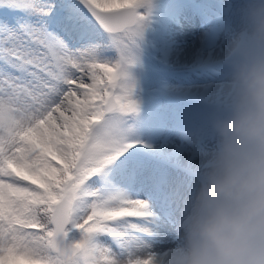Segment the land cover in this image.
<instances>
[{
    "label": "snow or ice",
    "instance_id": "obj_1",
    "mask_svg": "<svg viewBox=\"0 0 264 264\" xmlns=\"http://www.w3.org/2000/svg\"><path fill=\"white\" fill-rule=\"evenodd\" d=\"M147 5L0 0V264H168L173 248H156L177 244L188 196L131 156L112 167L140 143L124 123L136 103L114 104L111 89L127 81Z\"/></svg>",
    "mask_w": 264,
    "mask_h": 264
},
{
    "label": "clouds",
    "instance_id": "obj_2",
    "mask_svg": "<svg viewBox=\"0 0 264 264\" xmlns=\"http://www.w3.org/2000/svg\"><path fill=\"white\" fill-rule=\"evenodd\" d=\"M214 146L168 264H264V0H244Z\"/></svg>",
    "mask_w": 264,
    "mask_h": 264
},
{
    "label": "rangeland",
    "instance_id": "obj_3",
    "mask_svg": "<svg viewBox=\"0 0 264 264\" xmlns=\"http://www.w3.org/2000/svg\"><path fill=\"white\" fill-rule=\"evenodd\" d=\"M191 3L196 7L207 3L215 6V0H148L147 7L138 10V15L144 16L143 29L133 51L134 59L125 69L127 81L121 83L120 80H117L116 86L113 88L116 100L117 97L127 95L129 99L125 100V103L133 100L137 105V111L125 116L124 123L125 127L130 130L129 142H136L137 139L140 143L125 155L129 154L147 176L149 173H160L165 167L170 168L166 158L162 156L163 153L158 156L143 149L142 145H146L145 143L149 141L157 143L167 135L170 137L168 147L166 146L168 152L179 153L185 158L196 155V139L203 126L196 122L192 124L188 119L189 114H183L184 107L181 103L193 97L198 88H203L207 84L205 82H216L212 71H216V69L219 71L225 64L228 67L229 46L242 27L239 10L244 4V0L235 1V4L227 9L223 7L224 12H232L234 7L237 8H234L235 18L233 14L231 15V18L235 20L230 26L232 30L229 42L223 46L221 40L226 37V33H229L227 29L230 24L229 21H226L227 15H225L228 12L223 14V11L220 12V8L210 7L211 9L215 8L213 12L217 13V16L215 17L213 14L210 20L196 25V28L201 30L195 36V38L198 37L201 46L199 53L205 55L216 53L213 58L221 55L228 57L226 60L222 59L223 56L220 59H213V61H223L222 66L220 64L214 67L213 65L204 66L205 63L213 62L212 60L208 61L207 58L202 63L197 62L198 64L188 62L182 43L175 38L180 33L178 27L184 25L178 14L187 12V4ZM172 46L176 47L172 55V57L176 55L174 59L166 58L161 54L165 47L172 49ZM105 55L112 60L109 67L116 63L118 54L114 50L106 52ZM100 75L104 76L102 72ZM104 83H107L106 77H104ZM92 103L96 104L99 101L95 100ZM66 114L71 115L70 112ZM122 115L124 114L122 113ZM185 116L187 118H184ZM121 161L123 159L120 157L112 167L115 168ZM185 171L186 175L194 178L197 182V176L195 177L192 172ZM154 183L157 185V182ZM140 198L144 199L145 197L142 195Z\"/></svg>",
    "mask_w": 264,
    "mask_h": 264
},
{
    "label": "bare ground",
    "instance_id": "obj_4",
    "mask_svg": "<svg viewBox=\"0 0 264 264\" xmlns=\"http://www.w3.org/2000/svg\"><path fill=\"white\" fill-rule=\"evenodd\" d=\"M235 1L237 2V0H215V3H214L215 6L214 5L211 6L212 4L210 5V3H207L204 5L201 4L200 7H196L195 4L191 3V4H187V12L178 14V17L180 16V19L183 21L182 23L184 25H180L178 27V31H180V33L178 34V36H176L175 39H177L178 42L182 43L184 47L183 50L185 52V56L188 58V62H191V63L201 62L202 63V61L205 60L206 58L208 61L210 60L213 61V59H220V57L223 56L221 55L220 57L213 58L216 53L211 54V55H205V54L199 53V47L201 46L199 44L198 37L195 38V36L201 30L196 28V25L210 20V17L213 14L215 15V17L217 16V13L213 12L215 8L211 9L210 7H218L220 8V12L223 11L222 13L224 14L225 12L226 13L228 12V11L224 12V10L227 9L228 7L233 6L235 4ZM223 7H225L224 10H223ZM234 8L232 12H228L227 14H225L227 15L226 21H229L230 25L227 29L229 33H226L225 35L226 37H224L221 40L223 46L225 44L227 45V43L229 42L228 40L230 38L229 36L232 30L230 26L233 23V20H235L231 18V15L233 14L234 16V11L235 9H237V8L235 9ZM223 42L225 43L223 44ZM174 50H176V47L172 46V49L165 47L163 51H161V54L164 55L166 58L174 59L176 56L174 55L172 57ZM227 57L223 56L222 59L226 60ZM221 64L223 65L224 63H221ZM212 75L216 79V82H213V81L205 82L207 84L203 88L201 87L198 88V90L195 92L193 97L181 103L182 107H184L183 114L184 115L189 114L188 119H190L192 124L193 122H196L203 126L201 133L197 135V139H196V145H195L196 155L194 156L191 155L185 158L183 157V155L179 153L168 152V150L166 149V146L168 147V144L170 142L169 140L170 137H168L167 135L162 137L160 141H158L157 143H154L151 141L145 143L146 145L150 147L143 148L144 150H147L158 156L162 155L161 153L165 155V156L164 155L162 156L166 158L165 160L170 165V168L165 167L162 169L160 173H149V176L152 178L154 182H157V186H159L161 190L175 196L178 200H179V197L189 196V193L197 184L194 178L189 177L188 175L185 174L186 172L185 170L192 172L195 175V177L198 176V173L201 167L203 166V164L205 163L207 159L208 153L211 151V149L214 146V137L211 132V121L213 120L214 116L217 114L218 110L220 109L223 103L224 97H225L226 84L229 78V69L227 67V64L222 66L219 71L217 69L216 71H212ZM76 99H78V97H76ZM79 99H82V97H79ZM184 118H187V117L185 116ZM183 218L180 220V224L182 223ZM175 246H176L175 243L167 241L166 239L165 242H161L157 245L156 251H163L168 248H174Z\"/></svg>",
    "mask_w": 264,
    "mask_h": 264
},
{
    "label": "water",
    "instance_id": "obj_5",
    "mask_svg": "<svg viewBox=\"0 0 264 264\" xmlns=\"http://www.w3.org/2000/svg\"><path fill=\"white\" fill-rule=\"evenodd\" d=\"M111 91H112V93H113V88L111 89ZM112 100H113V103H114V101H115V100H114V97H113V95H112Z\"/></svg>",
    "mask_w": 264,
    "mask_h": 264
},
{
    "label": "trees",
    "instance_id": "obj_6",
    "mask_svg": "<svg viewBox=\"0 0 264 264\" xmlns=\"http://www.w3.org/2000/svg\"><path fill=\"white\" fill-rule=\"evenodd\" d=\"M157 19H158V17H157Z\"/></svg>",
    "mask_w": 264,
    "mask_h": 264
}]
</instances>
